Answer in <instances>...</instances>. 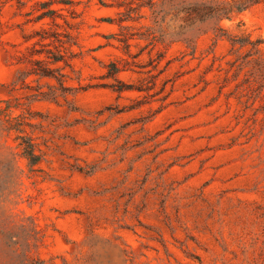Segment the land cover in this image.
Listing matches in <instances>:
<instances>
[{"label": "rangeland", "instance_id": "1", "mask_svg": "<svg viewBox=\"0 0 264 264\" xmlns=\"http://www.w3.org/2000/svg\"><path fill=\"white\" fill-rule=\"evenodd\" d=\"M152 1L0 0V264H264V0Z\"/></svg>", "mask_w": 264, "mask_h": 264}, {"label": "trees", "instance_id": "2", "mask_svg": "<svg viewBox=\"0 0 264 264\" xmlns=\"http://www.w3.org/2000/svg\"><path fill=\"white\" fill-rule=\"evenodd\" d=\"M151 7H155L157 6V2L156 1H152L151 3ZM57 9L55 8H52V9H49L47 11H43L42 15L39 17V19H43V18H47V17H50L52 18L53 21L56 20L57 18V15H55V12H56ZM196 12L197 14L201 13V9L200 8H197V7H194L192 12L189 13L187 19H188V24L187 25H193L195 24V22H197L199 20V18L201 17H197L196 16ZM45 33L44 34H41L42 36V40H50L48 41V44H54L55 43V39L56 38V35L55 34H52L50 33L49 31H47V28L46 27H43ZM177 35L179 36H184L180 39H183L185 40L186 42H188V46H189V52H187L185 55L187 54H192L193 56L196 54L197 52V46H196V43L194 41L193 38L189 37V36H186L184 35L183 32H178ZM165 38V33L163 34V37H162V40L161 39H154L149 37V40L153 43V44H156L157 41H165L166 39ZM177 39H172L171 42L169 43H166L167 45L172 43L173 41H175ZM128 44L131 45V43H129V40L127 39L126 40ZM231 43H232V47H231V53L232 54H236L234 59L232 60L235 63H237L238 61L240 62V57L238 56V50L240 47H243V46H247L250 50H252L254 53H259V52H263L264 51V38L262 36H259V37H253L252 36V33H245L241 36L239 35H236V36H232L231 37ZM67 51L66 50H61L60 48L58 49L57 46H56V50H53L51 49L50 47V50H47V58H35L33 59V61L36 63V64H39L41 63L42 61L44 60H48L50 61L51 63L54 64V67H51V66H45L43 67L42 70H39L37 71V69L35 71H31V72H36V73H39V74H42V75H48V76H58L56 74L53 73V70H56V69H59L61 68V65L60 63L62 61H64L66 64H71L70 63V60L68 59L67 55H65ZM261 60L264 61V56L263 57H260ZM243 65V63H240L239 65H237L239 68H241ZM116 66V63H113V67ZM121 69H115L114 72H118L120 71ZM62 76H64L63 78L59 77V80L61 81V83H64L65 82V76L66 74L63 73ZM17 139L20 140V144L23 146V152H24V155L26 157H28L30 159V161L32 163H38L40 161V153L37 152L36 150V143L34 142L33 138L30 137L29 135L27 134H24V135H18L17 136Z\"/></svg>", "mask_w": 264, "mask_h": 264}]
</instances>
